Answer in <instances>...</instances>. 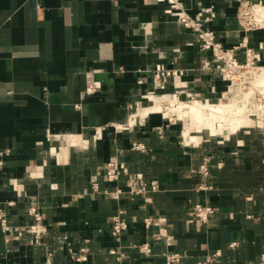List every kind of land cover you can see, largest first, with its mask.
Returning a JSON list of instances; mask_svg holds the SVG:
<instances>
[{"label":"crops","instance_id":"obj_1","mask_svg":"<svg viewBox=\"0 0 264 264\" xmlns=\"http://www.w3.org/2000/svg\"><path fill=\"white\" fill-rule=\"evenodd\" d=\"M181 1L192 17L214 11L206 29L227 48L247 45L264 63V29H241L238 0ZM237 55L244 61L245 50ZM206 60L211 53L166 3L0 0V153L10 151L0 202L13 203L11 226L29 227L37 207L48 227L40 245L27 233L8 242L0 227V264H46L49 253L52 264H165L163 252L182 254L175 264H264V127L252 122L208 136L188 123L196 121L188 104L178 105L185 123L153 112L154 100L176 93L220 104L227 84L202 70ZM158 65L187 73L158 90L151 75ZM140 113L141 122L121 128ZM115 159L160 190L131 196L127 177L108 183L105 165ZM205 162L208 180L200 172ZM105 190H122L121 200ZM198 204L213 209L208 223L195 217ZM121 209L128 229L115 237ZM147 217L169 231L161 245L146 230ZM148 242L150 255H142ZM112 251L125 254L122 263Z\"/></svg>","mask_w":264,"mask_h":264},{"label":"built area","instance_id":"obj_2","mask_svg":"<svg viewBox=\"0 0 264 264\" xmlns=\"http://www.w3.org/2000/svg\"><path fill=\"white\" fill-rule=\"evenodd\" d=\"M151 1L166 3L176 17L177 22L197 35L201 49L211 53L212 61H204L201 68L204 71L216 73L227 84V89L222 96L221 102L229 103L233 101L234 103L241 104L245 107L247 117L264 127V63L262 62L260 53H256L245 44L239 47L227 48L218 38L216 32L206 29V25L211 23L216 17L214 11L209 10L192 17L181 0ZM237 17L239 25L244 32L264 29V4L238 0ZM242 49L245 50L244 61L240 60L237 55L238 51ZM186 73L187 71L184 69L168 68L163 65H158L151 71L154 86L158 90L163 88L170 79H181ZM89 91H95V87L91 85ZM174 97H177V95ZM141 114H133L131 121L121 128L128 129L136 125L138 121L141 122L145 118ZM133 149L136 151H145L146 147L142 143H135L133 144ZM9 154V150L0 153V168L4 165L3 158ZM218 167L222 168L223 164L219 163ZM200 172L205 180L211 177L208 162H205L201 166ZM122 177H127L128 179L127 188L131 196H138L148 192L155 193L160 190V185L157 181H152L149 184L145 183L142 175H132L126 164L119 160H111L105 165V178L108 183H116ZM92 187L96 192L100 190L97 183H93ZM104 193L109 195L111 199L119 202L123 191L116 190L110 192L105 190ZM12 205L13 203L6 204L0 202V227L4 231L7 241L19 239L27 233L33 237V242L36 245L42 244V239L48 234V227L43 223V215L40 210L37 207H31L29 215L33 219L32 224L29 227L16 228L10 225L6 211L7 207ZM213 212L211 207L201 204L195 206V217L203 223L209 222L210 215ZM124 213L125 211L123 209L119 210L112 220L111 233L115 237H120L128 229V224L123 218ZM143 223L148 233L155 240V245H161L164 240L168 239L169 231L160 221H157L153 217H147ZM152 246V243H145L139 247V252L142 255H150ZM111 253L117 255L119 263L123 262V258L125 257L124 253L117 251H112ZM162 256L165 259V264H175L183 258V255L180 253L163 252ZM83 260H86L85 255L77 259L79 262ZM213 261V258H209L201 264H209ZM46 264H52L51 253L48 254Z\"/></svg>","mask_w":264,"mask_h":264},{"label":"bare ground","instance_id":"obj_3","mask_svg":"<svg viewBox=\"0 0 264 264\" xmlns=\"http://www.w3.org/2000/svg\"><path fill=\"white\" fill-rule=\"evenodd\" d=\"M155 102L156 103L153 105V109L161 112L165 103L162 100H156ZM167 103L170 105V110L168 111L169 114L181 111L178 105L192 104L188 102H181L178 98H173ZM193 103H196V106L192 107V112L195 115L196 125L199 129H201V133L206 131V128H208L211 131V133H209L211 135H226L232 126H234V129H240L242 127H247L254 122L247 117L245 107L241 104L234 103L233 101L229 103L221 102L220 104H213L210 102H199L198 100H194ZM148 110L149 109H147L146 114L148 113ZM182 113H185L186 115V112L182 111ZM185 139L192 142L187 134H185Z\"/></svg>","mask_w":264,"mask_h":264},{"label":"rangeland","instance_id":"obj_4","mask_svg":"<svg viewBox=\"0 0 264 264\" xmlns=\"http://www.w3.org/2000/svg\"><path fill=\"white\" fill-rule=\"evenodd\" d=\"M176 95H177L179 101H184V102L192 103L191 105L188 104V105L191 106V107L196 106V103L194 104L193 102H190V101H192V100H186V99H184L182 96L178 95L177 93H176ZM155 101H156V100H154L153 103H154ZM169 107H170V105H169L167 102H165V104H164V106H163V110L161 111V113L166 114V116L168 117V119H170L171 121L185 123L184 121H182V120L179 119V116L182 115V111H176V112H173L172 114H169V113H168V111L170 110ZM176 107H177V105H176ZM189 108H190V107H189ZM153 112H160V111H153ZM187 121H188V123H190V124H192V123L196 124V121H195L194 118H189V119H187ZM197 127H198V126H197ZM200 130H201V129H200ZM202 133L205 134V135H208V136H209V133H211V131H210L208 128H206V131H203ZM194 134H197V133H194Z\"/></svg>","mask_w":264,"mask_h":264}]
</instances>
